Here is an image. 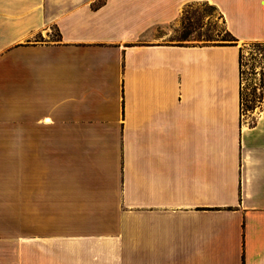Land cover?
Listing matches in <instances>:
<instances>
[{
  "label": "crops",
  "instance_id": "obj_1",
  "mask_svg": "<svg viewBox=\"0 0 264 264\" xmlns=\"http://www.w3.org/2000/svg\"><path fill=\"white\" fill-rule=\"evenodd\" d=\"M192 3L235 45L151 37ZM0 264H264V0H0Z\"/></svg>",
  "mask_w": 264,
  "mask_h": 264
},
{
  "label": "rangeland",
  "instance_id": "obj_2",
  "mask_svg": "<svg viewBox=\"0 0 264 264\" xmlns=\"http://www.w3.org/2000/svg\"><path fill=\"white\" fill-rule=\"evenodd\" d=\"M52 38H56V31L51 30ZM188 36L186 40L182 37ZM154 40L180 45H230L234 44L226 34L218 15L207 5H192L184 9L179 19L172 25L155 31ZM243 47L242 57V89L243 106L242 119H248L251 112L259 110L262 105L260 89V56L257 50H249L248 44ZM252 109V110H251ZM248 121H250L248 119Z\"/></svg>",
  "mask_w": 264,
  "mask_h": 264
},
{
  "label": "trees",
  "instance_id": "obj_3",
  "mask_svg": "<svg viewBox=\"0 0 264 264\" xmlns=\"http://www.w3.org/2000/svg\"><path fill=\"white\" fill-rule=\"evenodd\" d=\"M199 4H205V5L209 6L217 14L216 9L213 6L208 5L207 3H192V4H188L185 8L190 7L192 5H199ZM183 11H182V13H183ZM218 17L221 19L222 25L224 27V22L222 20V17L219 16V15H218ZM224 30H225L226 34L231 38V41H233V43H234V44H230V45H232V46L235 45L236 40L234 39V37L225 29V27H224ZM187 38H188V36L182 37L183 40H186ZM248 48H249L250 51L251 50H257L258 51V54L260 56V61H261L260 62V66H259L260 71H259L258 74L260 76V89H261V101H262V87H263V70H262L263 44H261V43H248ZM242 57H243V47L240 48V52H239V71H240L241 84H242V75H243V72H242ZM240 103H241V110H242V106H243V89H242V87H241V90H240Z\"/></svg>",
  "mask_w": 264,
  "mask_h": 264
}]
</instances>
